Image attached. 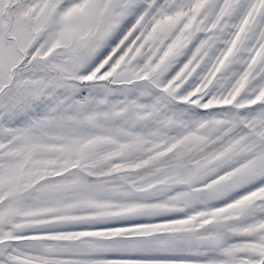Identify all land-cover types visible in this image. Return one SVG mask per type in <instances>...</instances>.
<instances>
[{
    "label": "snow or ice",
    "instance_id": "1",
    "mask_svg": "<svg viewBox=\"0 0 264 264\" xmlns=\"http://www.w3.org/2000/svg\"><path fill=\"white\" fill-rule=\"evenodd\" d=\"M0 264H264V0H0Z\"/></svg>",
    "mask_w": 264,
    "mask_h": 264
}]
</instances>
